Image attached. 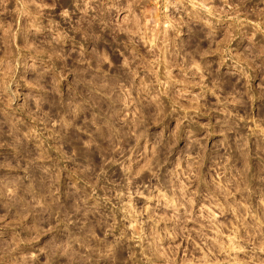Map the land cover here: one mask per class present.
Wrapping results in <instances>:
<instances>
[{"label": "rangeland", "instance_id": "374dc122", "mask_svg": "<svg viewBox=\"0 0 264 264\" xmlns=\"http://www.w3.org/2000/svg\"><path fill=\"white\" fill-rule=\"evenodd\" d=\"M0 264H264V0H0Z\"/></svg>", "mask_w": 264, "mask_h": 264}, {"label": "clouds", "instance_id": "9594fccd", "mask_svg": "<svg viewBox=\"0 0 264 264\" xmlns=\"http://www.w3.org/2000/svg\"><path fill=\"white\" fill-rule=\"evenodd\" d=\"M63 15H65V16H67L68 15V13H67V11L65 10V12L63 13Z\"/></svg>", "mask_w": 264, "mask_h": 264}, {"label": "bare ground", "instance_id": "6f19581e", "mask_svg": "<svg viewBox=\"0 0 264 264\" xmlns=\"http://www.w3.org/2000/svg\"><path fill=\"white\" fill-rule=\"evenodd\" d=\"M195 13H197V12H195ZM192 16H193V15H192ZM198 17H199V16H198ZM17 207H18V206H17ZM16 209H17V208H16ZM28 245H29V244H28ZM4 252H5V251H4ZM4 252H3V253H4ZM8 252H9V251H8Z\"/></svg>", "mask_w": 264, "mask_h": 264}]
</instances>
